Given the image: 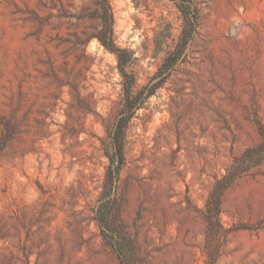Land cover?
I'll list each match as a JSON object with an SVG mask.
<instances>
[{"label": "rangeland", "instance_id": "1", "mask_svg": "<svg viewBox=\"0 0 264 264\" xmlns=\"http://www.w3.org/2000/svg\"><path fill=\"white\" fill-rule=\"evenodd\" d=\"M191 1L198 32L127 128L106 229L97 209L124 94L116 56L91 38L94 0H0V264H264V164L227 189L214 227L207 207L262 140L264 0ZM110 4L140 90L176 49L181 12Z\"/></svg>", "mask_w": 264, "mask_h": 264}, {"label": "trees", "instance_id": "2", "mask_svg": "<svg viewBox=\"0 0 264 264\" xmlns=\"http://www.w3.org/2000/svg\"><path fill=\"white\" fill-rule=\"evenodd\" d=\"M172 1L177 5L183 18L182 35L176 49L165 58L153 79L142 89L137 90L136 78L129 71L133 63V54L127 49L117 46L115 41L114 16L110 0H94L95 9L90 14V18L99 22V28L91 38H96L105 50L116 56L124 94L123 108L108 137L106 156L109 160V166L106 173L104 191L97 209V219L102 227L106 229H110L107 221L113 210L112 193L118 185L125 161L124 148L127 128L136 113L164 86L170 73L183 60L185 50L196 36L200 26L198 10L191 0ZM262 164H264V132H262L261 142L254 147L248 148L241 156L234 158L233 164L227 169L226 174L215 183L207 203L209 220L213 227L218 221L222 199L227 189L250 169ZM106 239L120 252V255L125 253L122 245L115 241L112 235L106 234ZM122 263H125L124 259Z\"/></svg>", "mask_w": 264, "mask_h": 264}]
</instances>
